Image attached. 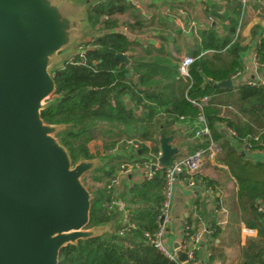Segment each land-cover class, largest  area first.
<instances>
[{
    "label": "trees",
    "instance_id": "1",
    "mask_svg": "<svg viewBox=\"0 0 264 264\" xmlns=\"http://www.w3.org/2000/svg\"><path fill=\"white\" fill-rule=\"evenodd\" d=\"M218 1L204 2L197 19H205L207 27L187 35L175 31L166 18L145 19L128 0H89L86 11L90 39L79 44L81 49L73 58L67 57L52 67L56 91L41 110V118L48 124L65 125L56 137L72 163L81 158L103 160L101 166L82 177L84 182L87 177L92 182L87 188L92 195L90 228L114 220L115 212L106 207L105 185L126 158L112 150L120 143L138 141L130 157L142 163L148 159L147 142H154L151 151L156 154L159 136H174L172 126L180 117L193 122L202 114L212 140L220 148L215 160L225 165L235 180L238 219L257 230L241 249V264H264V209H258L264 204V161L248 156V152L264 150V87L244 83L231 89L215 86L242 68L244 48L240 34L235 37V33L248 7L241 16L238 0ZM248 5L264 16V0ZM189 19L187 15L186 25ZM120 26L136 36L155 33L159 45L144 46L138 37L129 39L118 30ZM251 32L257 34V26ZM257 53L264 64V29ZM117 54L127 55L133 63H125ZM185 54L194 57L188 67L189 77L178 72L180 57ZM204 96L209 100L202 108L189 100ZM219 124L224 127L219 128ZM225 127L231 128L235 136H230ZM185 145L192 153L204 147L206 140L192 138ZM200 169L194 177L215 190L216 181L206 169ZM164 184L161 166L150 179L134 184L128 191L133 228L119 234L122 225L118 222L111 232L68 244L61 248L57 264H178L144 236L157 229ZM210 223L206 264L224 258L223 248L214 243L220 240L221 230L215 221Z\"/></svg>",
    "mask_w": 264,
    "mask_h": 264
},
{
    "label": "water",
    "instance_id": "2",
    "mask_svg": "<svg viewBox=\"0 0 264 264\" xmlns=\"http://www.w3.org/2000/svg\"><path fill=\"white\" fill-rule=\"evenodd\" d=\"M86 4L0 0V264H57L64 246L111 232V222L87 227L92 195L82 177L103 161L72 163L56 137L65 125L41 118L56 91L51 67L88 27ZM215 86L233 87L231 78ZM171 138L159 136L160 166L178 153Z\"/></svg>",
    "mask_w": 264,
    "mask_h": 264
},
{
    "label": "crops",
    "instance_id": "3",
    "mask_svg": "<svg viewBox=\"0 0 264 264\" xmlns=\"http://www.w3.org/2000/svg\"><path fill=\"white\" fill-rule=\"evenodd\" d=\"M88 2L89 0H83ZM134 8L141 13L145 19L166 18L167 21L175 28V31H182L189 35L192 31L188 32V23L195 21L197 23H206L205 19L198 20L202 9H204V2L206 0H128ZM218 1V0H216ZM222 2L224 0H221ZM255 1V0H253ZM219 2V1H218ZM263 3V0L256 1ZM244 21L240 29L241 42L240 45L244 48V54L249 50L250 44L254 35L251 31L253 27L257 26L258 31L264 29V16L259 15V12H255L250 5H248ZM189 15L187 25L185 23L186 16ZM122 26L118 27L121 28ZM124 27V26H123ZM132 34L130 38L138 37L140 42L145 46L147 43L153 44L155 47L159 45V41L155 36L149 32H145L136 36ZM129 38V39H130ZM129 59V58H128ZM133 63L130 59L128 64ZM232 85L236 84L235 80H232ZM192 123L186 119H178L172 126L175 131V135L171 138V145L178 148L177 155H182L188 152L185 145L188 141L194 139L192 133L189 131ZM219 128H223L222 124L218 125ZM197 139V138H196ZM199 140V139H197ZM179 145V146H178ZM119 146V145H118ZM116 146L112 152L123 155L126 159L130 157L131 151L125 150L124 147L120 148ZM132 158V157H130ZM251 160L264 161V151H252L249 153ZM102 160V159H101ZM103 161V160H102ZM206 169L208 176L216 181V191L212 194L206 190V186L198 185L194 188H187L182 184H176L174 199L170 209V220L167 223L164 240L167 248L172 251L174 245L184 243L183 236V220L189 224L192 229H209L211 221H216L219 218V214L215 212V204L218 203L227 209V222L223 225H217L221 230L220 240L217 238L214 240L215 245L220 244L223 248L222 260H216L212 264H241V249L244 247V241L249 238H253L257 235L255 232L243 233L242 227L244 223L238 219L237 209L235 204L236 197V183L235 180L228 174L227 167L222 163L216 162L214 159H206L201 169ZM200 169V170H201ZM136 175L131 174L122 178L121 188L118 192V200L120 208H128L127 203L128 191L130 187L136 184ZM195 207V209H194ZM114 220L111 222L110 229L113 230L114 224H119L120 210L117 209L114 213ZM246 226V225H245ZM208 235H205L204 240L195 249V261L196 264H206L208 261ZM183 264H191L189 261H185Z\"/></svg>",
    "mask_w": 264,
    "mask_h": 264
},
{
    "label": "built area",
    "instance_id": "4",
    "mask_svg": "<svg viewBox=\"0 0 264 264\" xmlns=\"http://www.w3.org/2000/svg\"><path fill=\"white\" fill-rule=\"evenodd\" d=\"M240 3L241 16L244 14L245 8L248 4L253 0H238ZM260 1V0H255ZM262 1V0H261ZM212 20V18H210ZM207 27L206 23H197L195 21H190L188 23V32L205 29ZM241 27L238 26L235 37L240 34ZM119 30L124 31L128 38L132 37V34L128 32L126 27H121ZM260 33L259 30L256 34L255 39L252 40L249 50L246 54L241 55L242 58V68L235 73V75L231 78L235 80L236 84L244 83L250 86H261L264 87V64L259 60L257 48L260 43ZM78 50L81 49L78 46ZM75 53V52H74ZM74 53H72L69 58H73ZM202 54V53H201ZM194 57L191 55H182L180 57L178 63V72L182 77H189L188 67L193 62ZM190 102L196 105L199 108H202L205 105L209 97L204 96L199 99H189ZM179 119H183L180 117ZM189 122V121H188ZM192 123L190 132L192 133L194 138L200 140H206V145L200 149L192 153H185L182 155H175L170 160V162L164 167V190H163V201L159 208V214L157 217V229L153 233L145 232L144 236L148 243L157 248L161 253H163L169 259L175 260L178 264H183L184 262H178L175 256V248L170 251L165 243L164 234L166 230V226L168 221L170 220V209L172 206V202L174 199L175 186L176 184H182L187 188H194L198 185L203 187L206 186V190L209 194L213 193V188L206 185L200 177L197 179L194 177L197 173H199V169L202 166L203 162L206 159H214L220 152L219 145L212 140L210 136V130L207 126V123L203 117V115H199L196 121L190 122ZM228 134L232 137L235 136V132L229 128L225 127ZM138 141L129 140L125 143H120L117 146L125 150H130L138 148ZM146 145L149 148L148 159L144 162H139L136 158H128L122 161L118 168L115 170L114 175L110 178V180L105 185V191L108 196V202L106 203V207L110 211L120 210V224L122 225V229H120L119 234L122 232L129 230L134 227L132 222H129V217L131 216L129 208L121 207L118 200V192L121 188V180L123 177L131 174L136 175V183H141L145 179H150L154 171L161 167L158 163V157L160 155V149L156 154H153L151 151V147L154 145V142H147ZM248 150V149H247ZM255 151H264V150H255ZM248 152V156H249ZM154 156L155 160L152 159ZM217 204V202H216ZM215 204V212L219 214V218L215 221L217 225H223L227 222V209L220 205L216 206ZM195 209V207H194ZM259 210L264 209V204H259ZM255 228L245 226L242 227L243 233L255 232ZM210 232L209 229H192L186 220H183V236L184 243L178 244V248L185 251L187 253V261L191 264H196L195 261V249L196 247L204 240L205 235ZM247 239L244 241V245Z\"/></svg>",
    "mask_w": 264,
    "mask_h": 264
},
{
    "label": "rangeland",
    "instance_id": "5",
    "mask_svg": "<svg viewBox=\"0 0 264 264\" xmlns=\"http://www.w3.org/2000/svg\"><path fill=\"white\" fill-rule=\"evenodd\" d=\"M89 39H90V36H89L87 29H86V31L82 32L81 36L78 38L77 42L74 45L70 46L69 48H67L61 52H59L61 58L55 65H60V63L63 59L69 57L72 53H74L76 50H78V48H79L78 46L80 43H82L84 41H88ZM52 67H51V70H52ZM82 182L84 183L86 188L90 187L91 183H92L90 181V177L86 178V181H85L86 183L83 181V179H82Z\"/></svg>",
    "mask_w": 264,
    "mask_h": 264
}]
</instances>
